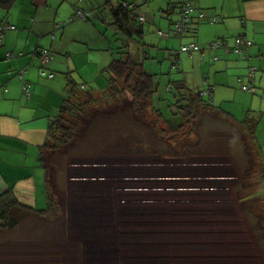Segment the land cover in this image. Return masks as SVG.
I'll list each match as a JSON object with an SVG mask.
<instances>
[{
    "label": "crops",
    "instance_id": "1",
    "mask_svg": "<svg viewBox=\"0 0 264 264\" xmlns=\"http://www.w3.org/2000/svg\"><path fill=\"white\" fill-rule=\"evenodd\" d=\"M107 1L0 0V24L14 26L13 30H5L0 41V90H6L0 93V195L11 192L24 205L36 209L45 207L47 163L60 161V156L41 148L48 140L49 121L59 115L71 84L80 80L78 84H86L87 89L104 91L110 63L127 54L149 73L153 71L154 63L159 64V73H153L156 91L152 107L161 116L152 110L147 111L145 118L134 114L128 119L121 118L120 123L118 118L109 117L104 129H96V133L102 132L98 140H103L102 144L108 149L106 154L100 155L96 151L100 145L98 141L89 140L92 142L87 147L79 143L78 155L118 158L153 153L174 160L191 157L170 155L171 150L175 153L178 150L165 122L172 118L171 104L175 101L170 94L173 92L171 83L182 80L195 93L207 89L210 95L204 98L235 122L246 118L253 120L254 143L259 162L264 166V0H189L194 10L189 15L187 32L181 37L164 38L159 44L163 47L157 48L153 57L149 51L145 52L144 42L137 43L135 49L139 48L140 52L134 53L126 41L128 38L134 41V32L141 38L153 31L169 32L180 17L174 1L133 0L134 14H142L144 22H124L131 34L117 29L110 11L116 4L111 0L108 5ZM76 8L90 13V17L61 26ZM199 11L203 13L202 19L198 18ZM172 16H175L173 20ZM163 20H167V24ZM136 28L141 32L133 31ZM239 36L252 42L246 57L227 52L223 47L208 48L213 40L232 45ZM171 37L174 39L169 40ZM189 42H195L200 50L191 55L179 53V47ZM39 49L48 50V62L40 61L36 55ZM7 52H12L14 57L6 58ZM174 64L177 67L174 68ZM163 65L166 67L162 69ZM249 67L256 68L250 84L254 93L241 90V84L247 82L245 77ZM25 84L29 85L28 97L23 92ZM114 110L111 107V111L106 112ZM204 114L209 124L205 130L210 131L200 136L199 133L205 130L201 131L198 126V137H193L194 141L204 142L202 145L214 152L210 156L225 155L229 159L224 157V160L232 164L231 156L240 151L239 141H234L230 150L232 155L223 153L228 151L224 150L223 138L233 134L231 123L216 112ZM202 117L200 126L204 124ZM128 123H135L136 128H130ZM144 125H147L145 131ZM118 143L121 147L117 148Z\"/></svg>",
    "mask_w": 264,
    "mask_h": 264
},
{
    "label": "rangeland",
    "instance_id": "2",
    "mask_svg": "<svg viewBox=\"0 0 264 264\" xmlns=\"http://www.w3.org/2000/svg\"><path fill=\"white\" fill-rule=\"evenodd\" d=\"M133 40L125 39L131 51H139L137 43L144 42L145 52L153 57L157 48L163 47L159 44L164 38L153 31L144 38L133 33ZM153 67L150 73H159V64ZM129 103L126 94L118 108L127 115L116 111L119 117L112 119L118 118L120 123L121 118L134 117ZM101 110L88 126L94 114H80L76 132L78 136L88 127L87 136L92 135L79 143L87 147L98 141L100 155L108 149L98 140L102 132L96 133V129H104L109 118L106 111L111 107ZM205 115L201 131L209 126ZM129 125L136 128L135 123ZM128 133L130 137V130ZM79 143L61 148L59 163H47L46 185L57 203L56 216L48 217L45 224L44 218L25 217L0 237V244L17 246L13 252L28 254L26 264H264L261 196L241 199L261 187L255 151L246 143V149L240 143L233 165L224 160L225 155L206 153L186 154L191 157L176 160L153 153L118 158L81 156ZM11 260L16 264L18 259Z\"/></svg>",
    "mask_w": 264,
    "mask_h": 264
},
{
    "label": "trees",
    "instance_id": "3",
    "mask_svg": "<svg viewBox=\"0 0 264 264\" xmlns=\"http://www.w3.org/2000/svg\"><path fill=\"white\" fill-rule=\"evenodd\" d=\"M110 1L111 0L107 1L106 4L109 5ZM173 3L178 6L180 16L181 4L183 3V0H175V2ZM111 7L112 8H110V11L113 12V17L115 19L114 24L118 25L117 29L119 31L125 30V32H127L128 34H131V29L125 27L123 23L128 22L131 24H136L138 21L136 15L134 14L136 6L133 0H119L115 7ZM77 10L81 11L85 15L83 19L73 18ZM164 12L168 13L169 11L164 10ZM89 17L90 13L76 8L75 11L69 16V18L61 23V26L71 23L75 20H86ZM70 18L73 19L70 21ZM4 25H10L14 27L13 25L8 23H1L0 27ZM133 31L137 32L140 30L136 28ZM51 37L53 38V36ZM44 50L47 51L48 54V50L46 49H39L37 51L36 55L38 56L40 61H42L40 58V52ZM178 52L187 55H191L193 53L181 52L180 47ZM127 55H125L122 59H114L110 63L107 70V88L104 91L96 92L93 89H87L86 84H71L72 86L70 87L66 98L63 101V105L60 108L59 115L49 121L47 129L48 140L41 147L43 151L48 152L49 154L59 155L61 152V148H69L71 142L72 145L77 146V143L82 142V140L84 139H88L89 137L86 133L87 130H85L88 127L83 129L82 132H80L82 133L80 134L81 136L79 134L77 136L76 134V132L78 131V118L79 116H81L80 114L82 113L85 114L86 112H89L90 114H94L89 120L87 126L90 124L93 125L94 121L96 120V115L98 113H103L104 110L101 109L107 108L108 106H110V104L113 105L111 107H114L115 110L108 113V117H119L116 111H119V113L126 114L123 109L118 108L120 105V99L122 94L129 95L130 110L139 118L144 117V111L151 112L152 110L155 112V114L161 116L159 111L154 110V108L152 107V99L156 91L154 74L147 72L145 69L142 68V65L140 63H137L129 54ZM5 56L6 58H12L14 57V54L12 53L11 57H8L7 55ZM173 67L175 68L177 67V65L174 64ZM171 84L173 92L170 94L174 97L175 101L171 104L172 118L165 122L170 128V134L172 135L173 144L178 147V149H176L178 150V153H175L173 150H171L170 155L187 156L186 154H214L212 150L207 151V145L197 144L194 141L193 137H198V126L202 114L206 112H216L217 115L219 117L224 118L227 123H231V128H233V134L230 135V137L223 138V140L225 139L223 143L226 145L224 147V150H228L227 152L223 153H227V155H232L230 153V150L233 147L232 145L236 139L239 141V145L241 142L243 143L244 149H246V143L247 146L249 145L255 151V155L258 160L257 165L261 187L256 188V190L252 192L246 193L244 196L241 197V199L248 201L249 199H254L256 197L261 196V199H259V203L262 206V210H264V166L263 163L259 162L258 151L256 150L254 143L253 127L255 125L252 123L253 120H251L250 118H246V120L241 122L236 121V123L232 117H230L228 114H225L221 109H214L213 104H211L207 99H205L201 92L195 93L190 90L182 80L174 81ZM173 119L177 120V122H175ZM238 155L239 153L236 156ZM236 156H231L233 158V161H236ZM45 192L47 202L45 207L40 209H36L34 207H30L18 202V200L12 195L11 192H5L4 194H1L0 237L3 234L15 229L25 217L27 218L34 216L38 219L44 218V224L45 222H47L48 217H55L58 213L57 203L54 202L53 197L47 189V185H45ZM12 250H17V246H15V244H0V264H14V260H11V257L18 259L16 261V264H26L27 261H29L27 258V253L23 254L13 252ZM24 256H26L25 259L19 258ZM31 260L32 259H30V261Z\"/></svg>",
    "mask_w": 264,
    "mask_h": 264
},
{
    "label": "built area",
    "instance_id": "4",
    "mask_svg": "<svg viewBox=\"0 0 264 264\" xmlns=\"http://www.w3.org/2000/svg\"><path fill=\"white\" fill-rule=\"evenodd\" d=\"M194 10V8L192 7L191 3L188 0H183V3L181 4V13H180V17L179 20L176 21L175 23H173V26L171 27L169 32H163L161 30L157 31V34L159 36H161L162 38H169L170 36L173 37H181L185 32H187V28H188V22H189V15L190 13ZM85 17V15L77 10L75 15L73 16V18H80L83 19ZM73 18H70L69 20L71 21ZM136 18L138 20V22L140 24H142L144 22V17L142 14H137ZM198 18L202 19L203 18V13L202 12H198ZM214 21V19L212 20ZM13 27L10 25H4L2 27H0V41L2 39L3 33L6 29H12ZM252 45V42L242 36H239L237 38L234 39L233 44L229 45L227 42L225 41H221V40H213L209 43L208 48L215 50L217 48H225V51H229V52H234V53H238V54H242L244 57H246L247 54V50L248 48H250V46ZM199 50V47L197 44L195 43H187L184 44L182 46H180V51L184 52V53H191L193 51H197ZM8 57L12 56L11 52H8L6 54ZM40 58L42 60V62L46 63L48 61V54L47 51H41L40 52ZM256 71L255 67H249L246 77L247 78V82L245 84H241V90L245 91L247 93H254L255 89L253 86H251V82L254 78V73ZM6 90H0V93L5 92ZM23 92L24 95L26 97H28V92H29V85L25 84L23 86ZM201 94L204 97L209 96V92L207 89H204L203 91H201Z\"/></svg>",
    "mask_w": 264,
    "mask_h": 264
}]
</instances>
